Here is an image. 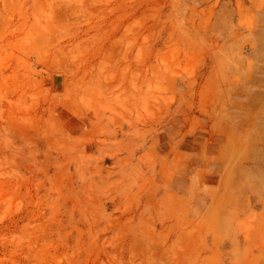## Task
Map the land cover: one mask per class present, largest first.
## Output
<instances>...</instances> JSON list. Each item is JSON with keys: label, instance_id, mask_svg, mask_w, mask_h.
<instances>
[{"label": "rangeland", "instance_id": "374dc122", "mask_svg": "<svg viewBox=\"0 0 264 264\" xmlns=\"http://www.w3.org/2000/svg\"><path fill=\"white\" fill-rule=\"evenodd\" d=\"M264 0H0V264H264Z\"/></svg>", "mask_w": 264, "mask_h": 264}, {"label": "bare ground", "instance_id": "6f19581e", "mask_svg": "<svg viewBox=\"0 0 264 264\" xmlns=\"http://www.w3.org/2000/svg\"><path fill=\"white\" fill-rule=\"evenodd\" d=\"M264 60V59H263ZM264 68L263 62L261 63V69ZM264 79V77H262Z\"/></svg>", "mask_w": 264, "mask_h": 264}]
</instances>
